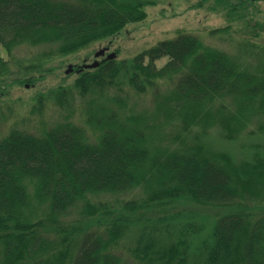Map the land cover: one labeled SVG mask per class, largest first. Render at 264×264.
I'll use <instances>...</instances> for the list:
<instances>
[{
    "label": "trees",
    "instance_id": "trees-1",
    "mask_svg": "<svg viewBox=\"0 0 264 264\" xmlns=\"http://www.w3.org/2000/svg\"><path fill=\"white\" fill-rule=\"evenodd\" d=\"M217 1L235 12L264 2ZM147 5L0 0V77L4 52L56 44L73 55L144 22ZM179 33L132 58L77 67L84 125L67 115L0 139V264H264V147L245 145L242 158L228 147L264 132V66ZM71 92L57 89V104ZM127 237L134 263L116 253Z\"/></svg>",
    "mask_w": 264,
    "mask_h": 264
},
{
    "label": "rangeland",
    "instance_id": "rangeland-1",
    "mask_svg": "<svg viewBox=\"0 0 264 264\" xmlns=\"http://www.w3.org/2000/svg\"><path fill=\"white\" fill-rule=\"evenodd\" d=\"M142 1L148 4V18L144 22L129 25L118 35L93 43L76 54H61L57 51L59 46L56 44L31 46L26 43L14 48L11 56L4 52L5 73L0 77V92L3 93L0 103V139L13 129L28 134H39L44 127L54 126L67 115H70L76 124L84 125L83 99L77 90L72 88L76 74L71 72L67 75V71L70 65H81L85 60L86 63H92L101 49H109L106 56L116 53L118 60H125L156 46L161 41L177 38L181 31L200 38L209 47L226 51L244 64L250 65L253 71L264 66V2H257L258 4L245 11L235 12L228 4L216 0ZM234 3L232 4L235 5ZM227 26L230 29L224 31ZM48 51H51L50 60L42 59L39 62L42 53ZM106 56L102 59H106ZM38 62L39 69H28L32 63L35 65ZM164 63L162 61L159 65ZM73 69L77 71L75 67ZM23 76L32 78V82L25 86L12 84L13 77L20 79ZM57 89L72 91L70 94L66 93L68 99L64 108L55 100ZM150 99V93L144 95L143 100L136 103L137 108L142 110V106L149 103ZM212 141L217 147L224 144L215 134ZM251 143L264 147V132L257 136L243 137L238 142L228 144V147L237 157L242 158L247 155L243 148ZM142 195L141 190H136L123 196L122 202L117 204L121 205L126 199ZM102 201L115 202V199L108 196L103 197ZM66 219L71 220V215ZM202 220L206 222L208 219ZM122 243L116 253L125 261L134 263L135 260L127 248L130 245L128 237Z\"/></svg>",
    "mask_w": 264,
    "mask_h": 264
},
{
    "label": "water",
    "instance_id": "water-1",
    "mask_svg": "<svg viewBox=\"0 0 264 264\" xmlns=\"http://www.w3.org/2000/svg\"><path fill=\"white\" fill-rule=\"evenodd\" d=\"M107 50H108L107 48L106 49H101L100 51H98L96 53V57L98 58L100 56H103L106 53ZM116 56H117L116 53H111L110 55H108L107 59H114ZM99 65H100V62L98 60H95L91 64H84L83 68H95V67H98ZM71 70H73V66L72 65L69 66V69H68L67 72H70Z\"/></svg>",
    "mask_w": 264,
    "mask_h": 264
}]
</instances>
